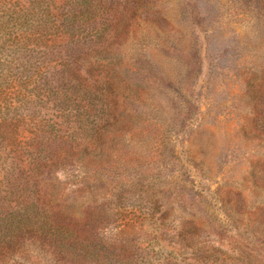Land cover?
<instances>
[{
  "label": "rangeland",
  "instance_id": "374dc122",
  "mask_svg": "<svg viewBox=\"0 0 264 264\" xmlns=\"http://www.w3.org/2000/svg\"><path fill=\"white\" fill-rule=\"evenodd\" d=\"M91 3L70 34L69 0H0V215L94 220L106 264H264V0ZM105 110L83 151L64 118Z\"/></svg>",
  "mask_w": 264,
  "mask_h": 264
},
{
  "label": "trees",
  "instance_id": "16d2710c",
  "mask_svg": "<svg viewBox=\"0 0 264 264\" xmlns=\"http://www.w3.org/2000/svg\"><path fill=\"white\" fill-rule=\"evenodd\" d=\"M67 19L64 26L70 34H74L82 25H90L92 22L93 6L92 0H69ZM167 46L170 47L171 41L167 36ZM172 43V44H173ZM174 45V44H173ZM100 66L101 61L97 60ZM109 67V65H106ZM114 81V76L111 77ZM55 93L58 96L59 103L64 104L72 100V94L67 91H58L57 86ZM54 92V91H53ZM95 92V91H94ZM100 97V92L97 94ZM101 102L105 103L101 100ZM106 104V103H105ZM110 109V104H107ZM98 110L94 104L92 110ZM96 121L90 127L87 118L74 120L70 114L66 115L64 122H68L69 128H73L69 136L80 133L84 144L83 151L90 148V145L98 143L106 135V128L110 126L109 114L105 110V115ZM79 122V128L74 129L75 123ZM71 125V126H70ZM53 126V125H52ZM89 132V133H88ZM107 133V132H106ZM88 134L90 139L87 140ZM87 135V136H86ZM108 136V133H107ZM102 142V141H101ZM103 143V142H102ZM89 176V173H88ZM98 225L95 221L65 222L58 212L49 207L38 208L36 202H32L28 208L16 210L0 215V264H18L17 256L28 257V251L31 250V242H38L36 248L42 256L34 259L29 258L28 264H106L103 263V257H106L105 249L101 238L98 235ZM33 250V249H32ZM50 258H47L49 257Z\"/></svg>",
  "mask_w": 264,
  "mask_h": 264
}]
</instances>
